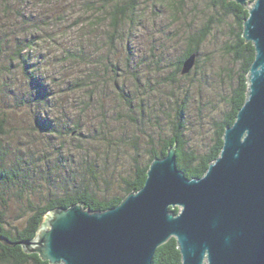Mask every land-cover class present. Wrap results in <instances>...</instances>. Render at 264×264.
Wrapping results in <instances>:
<instances>
[{
	"label": "rangeland",
	"instance_id": "rangeland-1",
	"mask_svg": "<svg viewBox=\"0 0 264 264\" xmlns=\"http://www.w3.org/2000/svg\"><path fill=\"white\" fill-rule=\"evenodd\" d=\"M87 1L94 9L105 0H0V152L7 151L8 162L19 155L31 162L23 164L29 174L24 189L35 203L77 186L68 176L79 166L83 152L76 148L89 133L103 129L111 133L97 138L87 157L94 162L97 177L89 175L85 183L99 196L106 187L115 191L134 157L146 159L147 133L154 135V141L159 133L151 130L150 120L162 111L173 115L172 100L180 98L166 75L190 30L206 20L215 22L201 64L209 62L210 52H215V60L229 64L217 47L228 30L210 9L209 0H139L133 23L125 22L122 38L114 42L108 38L109 26L101 22L104 17L97 16L98 8L90 12ZM78 48L83 57L75 62L67 51ZM114 69L121 73L117 79ZM77 78L84 79L87 88L70 90ZM181 85L189 98L187 139L191 147L201 149L208 145L209 121L217 116L219 102L200 75L191 74ZM75 120L85 125L84 130L69 136L67 128ZM43 122L54 127V133L45 131ZM159 122L164 127V114ZM81 146L86 148L83 141ZM8 195L14 216L20 203L14 192Z\"/></svg>",
	"mask_w": 264,
	"mask_h": 264
},
{
	"label": "water",
	"instance_id": "water-1",
	"mask_svg": "<svg viewBox=\"0 0 264 264\" xmlns=\"http://www.w3.org/2000/svg\"><path fill=\"white\" fill-rule=\"evenodd\" d=\"M233 1L248 8L242 36L255 55L244 103L205 173L186 177L171 146L118 205L49 211L35 237L20 242L26 252L50 264H152L156 249L174 238L182 264H264V0ZM195 60L187 57L181 73Z\"/></svg>",
	"mask_w": 264,
	"mask_h": 264
},
{
	"label": "trees",
	"instance_id": "trees-1",
	"mask_svg": "<svg viewBox=\"0 0 264 264\" xmlns=\"http://www.w3.org/2000/svg\"><path fill=\"white\" fill-rule=\"evenodd\" d=\"M93 1L95 0H91V2ZM109 1L105 0L99 3L97 16L104 17L101 22L109 26L108 38L114 42L122 38V25L125 22L128 24L133 23L139 0H113L112 3H108ZM6 3L5 7H8L9 5ZM209 3L210 9L214 10V14L222 19L221 23L228 30L227 37H222L217 47L225 58H229V64L222 59L215 60L213 58L215 52H210V60L207 64H201L200 55L203 48L207 46L208 40L214 36L216 30V24L211 19L206 20L202 25L193 28L186 34L184 48L170 63V70L166 75L167 83H169V86H176L177 94L180 96V98L177 97L176 100H172L174 102L173 115L165 111L159 113V115H165L164 127H160L159 115H153L149 126L151 130H158L157 140L154 141V135L147 133L146 159L141 161L139 158H133L129 173L121 175L115 191L111 187H106L103 191L104 195L99 196L96 191L90 189V186L85 183L89 175L93 176L94 179L97 177V175H93L94 162H90L87 157L90 145L97 138L104 134H107V137L110 136L111 133H103L105 129L102 130V133L87 134V138L82 140L86 148H83L81 146L82 141H79L78 145L80 146L76 149H82L83 154L77 160L79 163L78 168L74 169V173L68 176L70 180H74L73 184L78 182L77 186L72 185L70 192L66 189L61 195L50 194V197H45L42 203L33 202L26 193L27 190L24 189V186L29 184V174L27 172L28 168H23V164H30L31 162L28 163L20 155L15 160L8 162L6 148L5 152H0V264H50L48 261L42 260L37 253L26 252L23 245L20 244L22 241L31 240L35 237L38 228L45 221L49 211L56 208H67L75 203H82L85 208L92 211H102L118 205L127 194L139 190L144 185L146 172L151 161L156 157L165 156L171 146H175L178 168L188 178L201 177L207 170L208 165L218 157L223 145L224 130L227 126L233 124L237 112L246 98L247 73L254 59L255 51L252 43L246 42L242 36L243 21L248 16V8L233 0H209ZM85 4L89 6L90 12L97 9L96 7L93 9L89 1ZM192 53L196 54L195 64L188 73L182 74V64ZM15 54L17 58V55H19L17 50H15ZM68 54L75 62H80L81 57H83L79 48L67 51ZM20 59L25 60L23 57H20ZM95 63L99 65L98 61ZM113 74L116 79L121 75L119 70L116 69L113 70ZM191 74L200 75L201 79L208 82L211 96L219 102L218 108L220 106L217 116L209 121L210 136L208 145L201 149L191 147L186 135V112L189 98L186 94L187 89L182 87L181 83ZM212 77H214V81ZM83 81L84 79L81 78L73 80L74 88L71 86L70 90L87 88ZM224 85L226 86L224 87ZM91 88L94 89V86L91 85ZM120 93L121 90L117 89L114 101H120ZM125 101L131 107V101L127 96ZM77 102L79 103V101ZM209 102L212 104L214 101ZM42 109L45 111L44 108ZM43 123L45 131L54 133L53 126V128H49L48 123ZM84 127V124L82 125L80 121L75 120L70 128H67L68 135L79 134L84 130ZM110 141L111 138L107 139L106 144ZM135 147L138 150L139 144ZM36 168L35 165L31 168V171ZM99 173L97 172V174ZM9 191L15 193L16 199L20 203L14 216L9 212ZM171 211L177 213L178 208L175 207ZM152 264H182L181 254L174 238H170L156 249Z\"/></svg>",
	"mask_w": 264,
	"mask_h": 264
},
{
	"label": "bare ground",
	"instance_id": "bare-ground-1",
	"mask_svg": "<svg viewBox=\"0 0 264 264\" xmlns=\"http://www.w3.org/2000/svg\"><path fill=\"white\" fill-rule=\"evenodd\" d=\"M248 2H252V1H248ZM248 4V3H247Z\"/></svg>",
	"mask_w": 264,
	"mask_h": 264
}]
</instances>
